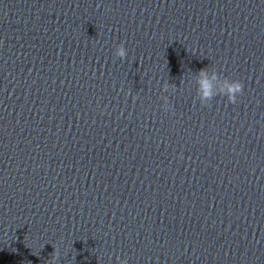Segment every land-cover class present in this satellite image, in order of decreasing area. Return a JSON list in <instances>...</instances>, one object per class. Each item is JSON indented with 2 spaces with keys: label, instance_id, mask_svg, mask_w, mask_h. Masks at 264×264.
Wrapping results in <instances>:
<instances>
[{
  "label": "water",
  "instance_id": "1",
  "mask_svg": "<svg viewBox=\"0 0 264 264\" xmlns=\"http://www.w3.org/2000/svg\"><path fill=\"white\" fill-rule=\"evenodd\" d=\"M0 264H264V0H0Z\"/></svg>",
  "mask_w": 264,
  "mask_h": 264
},
{
  "label": "clouds",
  "instance_id": "2",
  "mask_svg": "<svg viewBox=\"0 0 264 264\" xmlns=\"http://www.w3.org/2000/svg\"><path fill=\"white\" fill-rule=\"evenodd\" d=\"M117 55L123 57L125 55V49L123 47L118 48ZM204 72L201 70V75H203ZM201 85V91L203 92V95L205 97H211V84L206 80L202 79L200 81ZM243 93V85L239 82L233 83V84H226V94L228 95V99L231 103L236 102L237 94Z\"/></svg>",
  "mask_w": 264,
  "mask_h": 264
}]
</instances>
